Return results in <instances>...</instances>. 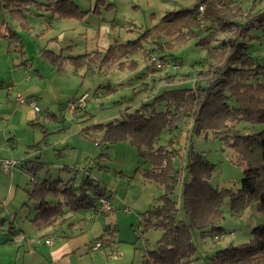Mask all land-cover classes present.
Instances as JSON below:
<instances>
[{"label": "rangeland", "instance_id": "1", "mask_svg": "<svg viewBox=\"0 0 264 264\" xmlns=\"http://www.w3.org/2000/svg\"><path fill=\"white\" fill-rule=\"evenodd\" d=\"M35 1L47 2V0ZM73 1L86 11L82 20L53 19L50 11L40 9L37 5H30L28 28L21 27L1 6L0 22H7L12 29L21 34L25 54L32 58V71L40 70L45 77L42 83H47L46 97L41 99L40 105L44 111L56 112L57 117L48 121L45 140L61 144L44 150L47 153L46 160L53 162L50 165L52 166L50 178L65 181L74 178L77 182L83 178L80 173L57 167V163L63 157L55 155V148L68 144L76 148L66 150L65 157L78 156V152L81 153L82 150L89 152L85 164H80V167L86 165V169L78 168L85 171V174H90L92 179L107 188V193H111L110 201L113 209L109 212L81 210L75 216L72 215L70 220L77 221L82 217L88 220L84 233L80 235L86 243L102 234L113 241L90 253L87 252V245L83 244L82 248L76 251L75 260L78 264H144L149 251L158 247L163 231L155 226L145 227L142 213L165 192V187L145 181L143 173L152 167V162L141 155L136 144L129 139H124L107 147L102 140V133L94 127L99 123L122 120L142 102H153L155 96L166 90L191 88L198 83L206 86L207 77L216 71V59L208 48L200 44L202 38L208 34L206 31L208 28L204 26V30H201L198 35L168 49V58L175 56L176 61L172 62L179 65V69L163 70L177 74V78L171 81L162 78L164 72L149 70L148 64L153 61L151 57L146 58L142 52L135 56L138 63L135 67L122 68L116 62H109L102 69L93 67V69L75 71L68 66L65 71H59L45 68V64L50 67L51 65L43 61L39 54L43 48L64 55L87 53L100 55V52L106 54L107 48L111 45L137 39L145 30L159 23L167 13L193 7L197 2V0ZM249 5L247 0L239 5L235 4L242 9L248 8ZM252 35H257L259 38L249 40L247 51L255 58L262 73L247 80H240L244 86L243 92L246 94H250L251 88L253 91L264 88L261 87L264 78V35L258 30L252 32ZM1 40L5 39L0 37ZM153 46L152 42H144V48ZM152 55L158 54L154 52ZM8 57L14 63L20 61V56L15 51L10 52ZM217 62L219 63V60ZM97 88L101 89L98 94H95ZM84 92L89 93V98L86 106L80 108L76 115L60 109L58 102L68 104L76 95ZM21 94L26 96L24 93ZM230 103L237 104L234 99H231ZM155 104L158 109H165L163 100L156 101ZM262 128V122L240 120L229 123V127L221 133H215L216 131L209 128H203L197 132L190 118L186 122H180L178 129H163L160 132L155 145L157 147L163 145L167 150L175 153L170 162L174 167L173 175L178 179L172 186V196L180 208L178 219L186 220L183 194L185 183L192 181V175L187 171L186 166L191 158L193 159V155L197 154L204 162L207 161L213 165L208 178L213 187L219 190L224 188L237 190L244 176L246 163L229 145L225 137L257 133ZM101 153L106 155L100 157ZM50 154L52 155L48 158ZM27 188L29 189L30 186L28 185ZM18 199H21L20 204H22L27 198H20V195L16 197L11 204L10 213L4 211L5 207L0 200V222L3 225L0 230V264H36L37 259L31 255L35 252V248L32 247V250L28 251L27 246L31 243L30 238L37 244L46 232L39 233L43 229H38L31 221L34 216L31 201L28 205L16 206ZM222 207L223 218L220 225L224 228L223 234L210 231L202 235L199 230L194 229L192 242L196 250L194 260L188 264H207L220 249L231 246L242 247L250 241L252 230L258 225H264V211L255 204L246 206L239 213L233 214L230 196L227 195ZM125 208L128 210H124ZM11 220L12 222L14 220L16 227L25 229L29 234L27 243L20 242V245L5 243ZM57 228L59 230L61 228L62 231L65 229L70 233L67 224ZM51 229L54 231L53 227ZM98 242L101 243L97 241L92 245Z\"/></svg>", "mask_w": 264, "mask_h": 264}, {"label": "trees", "instance_id": "2", "mask_svg": "<svg viewBox=\"0 0 264 264\" xmlns=\"http://www.w3.org/2000/svg\"><path fill=\"white\" fill-rule=\"evenodd\" d=\"M243 1L197 0L193 7L167 13L159 23L145 30L137 39L111 45L106 54L99 51L100 55H64L47 49L41 51L43 57L59 70L67 66L75 71L93 67L102 69L109 62H116L122 68L135 67L138 65L135 56L140 52L146 58L156 52L164 60L176 61L175 56L168 58V49L198 35L204 26L208 28V34L200 44L208 48L216 59V71L207 77L206 86L198 83L191 88L166 90L155 96V101L142 102L122 120L99 123L94 127L102 133V140L107 147L124 139L136 144L141 155L152 162V167L143 173L145 181L165 187V192L142 213L145 227L155 226L163 231L158 247L149 251L144 264L191 263L196 250L192 242L194 229L202 235L210 231L223 234L224 228L220 221L223 218L222 204L227 195L230 196L233 214L253 204L264 211V88L255 91L251 88L250 94H246L240 81L262 73L255 58L247 50L249 40L259 38L252 35V32L258 30L264 35V0H247L250 5L245 9L235 6ZM30 5L50 11L53 19L82 20L86 14L73 0H47L46 3L35 0H0L1 8L23 28L30 26ZM201 6H204V11H200ZM2 29L6 32L2 33ZM0 37L8 39L12 46L19 47L21 51L24 50L21 34L5 21L0 23ZM144 42H152L154 46L144 48ZM148 68L153 72H164V69L153 66V63L148 64ZM162 78L171 81L177 78V74L165 71ZM261 84L264 87V78ZM100 89L97 88L95 94ZM231 99L236 100L237 104L232 105ZM160 100L165 102L164 110L156 107V101ZM45 116H51V112L45 113ZM190 118L197 132L209 128L215 133H221L229 127V123L240 120L262 122L263 128L257 133L225 137L246 163L237 190L213 187L208 180L213 165L204 162L199 155H193L186 166L192 181L185 183L184 220L178 219L180 208L172 196V186L178 181L173 175L174 167L170 162L175 153L163 145L157 147L155 144L163 129H178L180 122ZM104 155L101 153L100 157ZM43 167V162L30 161L25 168L33 176ZM101 197L109 199L111 193H107V188L88 173L79 182L74 178L67 181L44 179L29 192V200L35 201L37 205L35 221L48 225L61 224L81 210L98 212ZM87 221L81 219L79 228L83 229ZM97 241H101L100 248H103L113 240L102 234L94 243ZM207 264H264V225L255 227L250 241L242 247L220 249Z\"/></svg>", "mask_w": 264, "mask_h": 264}, {"label": "crops", "instance_id": "3", "mask_svg": "<svg viewBox=\"0 0 264 264\" xmlns=\"http://www.w3.org/2000/svg\"><path fill=\"white\" fill-rule=\"evenodd\" d=\"M1 32L5 33L6 30L2 29ZM4 39L5 42L3 40H1L2 42L0 41V198L4 199L0 200L5 207L4 211L8 213H10L11 204L19 195L20 198L27 199H24L22 204H20L21 199H18L16 201V206L28 205L29 201L33 204L34 216L31 221L38 229H43V231L39 233L46 231L43 233V239L37 244L30 238L31 243L27 246L28 251H31L32 247L35 248V252H32L31 255L37 259L36 264H78L77 260H75V253L82 248L83 244L87 245L88 253L100 249V247L95 248V245H92L97 237L89 243H86L80 238V235L84 233L83 231L87 222L83 225V229H80L79 221L85 217L79 218L77 221H72L70 220L72 219L71 215V217L63 223L52 225L35 221L37 205L35 201L29 200V192L36 183L44 179H51L50 168L52 166L50 165L53 162L50 163V161L46 160L47 153L44 150L45 148L51 149V147L60 146L61 144L56 141L47 142L45 140V133L48 121L57 117V115L54 111H44L40 105L41 99L46 97V91L48 89L47 83H42L45 81L43 73L40 70L32 71V58L27 57L24 50L21 51L19 47L16 48L12 46L8 39ZM43 49L39 51V54L43 61L49 62L51 65L50 67L45 64V68L59 70L51 61L43 57L41 52ZM12 51L19 54V62L14 63L10 57H8ZM66 69L59 71H65ZM19 93H24L27 98L35 99L41 110L36 111L27 100L20 101L18 99ZM82 94L83 93L78 94L74 98ZM58 105L60 109L67 110L71 115H76L79 110L68 108L67 103L58 102ZM47 112H51V116H45ZM70 148L76 147H71L67 144L66 146L55 148V155L63 157V159L61 158L57 163V167L59 169L68 170L69 172H77L80 173L81 176H84L85 171H81L79 168L86 169L87 166L83 165V167H80V164H85L90 153L86 151L83 152L82 150L81 153L78 152V156H69L66 158V150ZM51 155L52 154H50L48 158L51 157ZM5 159L15 161V165L9 169H4L2 167V161ZM63 160L67 163H63ZM30 161L43 162L45 167L40 169L36 175L31 176L25 168ZM71 167H76L77 169L71 170L69 169ZM28 185L30 186L29 189L27 188ZM99 206L98 203V208ZM98 210V212L102 211L100 208ZM124 210L128 209L125 208ZM73 216H75V214H73ZM4 220H6V217H4ZM14 224V220L13 222L12 220L9 222V231L5 243H19V245L20 242L27 243L29 241V234L26 233L25 229L16 227ZM66 224L69 226L70 233L65 231V229L62 231L61 228L60 230L57 228V226L60 227ZM2 226L0 222V230H2ZM51 227H53L54 231ZM61 236L65 238H59ZM48 238H51V243L46 241Z\"/></svg>", "mask_w": 264, "mask_h": 264}, {"label": "built area", "instance_id": "4", "mask_svg": "<svg viewBox=\"0 0 264 264\" xmlns=\"http://www.w3.org/2000/svg\"><path fill=\"white\" fill-rule=\"evenodd\" d=\"M203 7H200V11H203ZM151 60L153 61L154 65L158 68H162L164 70L169 69V68H174V69H179V65L169 61V60H164L162 58H160L158 55H152ZM89 98V93L85 92L82 95L74 98L73 100H70L69 103L67 104L68 108L72 109V110H76L77 107L79 108H84L86 106V101ZM18 99L20 101H25L27 100L29 102V104L36 110V111H40V106L38 105L37 101L33 98H27L26 96L22 95L21 93L18 94ZM15 165V161L13 160H3L2 161V167L4 169H9L10 167ZM99 208L102 211H109L112 210V203L110 202V199H108L107 197H101L99 199ZM219 237V236H217ZM48 243H51V238H48L46 240ZM101 245V243H96L95 244V248L99 247Z\"/></svg>", "mask_w": 264, "mask_h": 264}]
</instances>
